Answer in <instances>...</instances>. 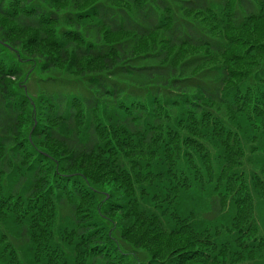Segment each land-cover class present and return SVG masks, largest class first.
I'll return each mask as SVG.
<instances>
[{"label":"trees","instance_id":"16d2710c","mask_svg":"<svg viewBox=\"0 0 264 264\" xmlns=\"http://www.w3.org/2000/svg\"><path fill=\"white\" fill-rule=\"evenodd\" d=\"M0 264H264V0H0Z\"/></svg>","mask_w":264,"mask_h":264},{"label":"rangeland","instance_id":"374dc122","mask_svg":"<svg viewBox=\"0 0 264 264\" xmlns=\"http://www.w3.org/2000/svg\"><path fill=\"white\" fill-rule=\"evenodd\" d=\"M45 87H47L48 89L53 88V89H55V90H59V89H60V88H54V87H52V86H41V85L38 84V82H35V81H32V82L30 83V85H29V88H30L32 94H38L39 91H40L42 88H45Z\"/></svg>","mask_w":264,"mask_h":264}]
</instances>
